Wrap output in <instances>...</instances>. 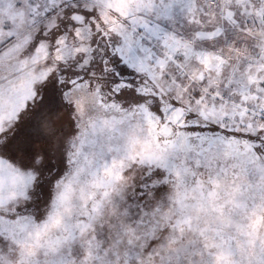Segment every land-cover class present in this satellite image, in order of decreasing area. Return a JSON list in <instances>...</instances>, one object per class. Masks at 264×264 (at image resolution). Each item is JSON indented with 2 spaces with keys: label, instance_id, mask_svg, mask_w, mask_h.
<instances>
[{
  "label": "snow or ice",
  "instance_id": "6c2138e0",
  "mask_svg": "<svg viewBox=\"0 0 264 264\" xmlns=\"http://www.w3.org/2000/svg\"><path fill=\"white\" fill-rule=\"evenodd\" d=\"M0 264H264V0H0Z\"/></svg>",
  "mask_w": 264,
  "mask_h": 264
}]
</instances>
